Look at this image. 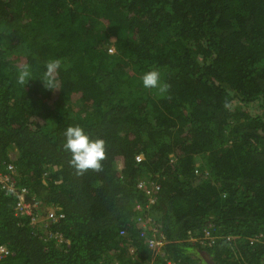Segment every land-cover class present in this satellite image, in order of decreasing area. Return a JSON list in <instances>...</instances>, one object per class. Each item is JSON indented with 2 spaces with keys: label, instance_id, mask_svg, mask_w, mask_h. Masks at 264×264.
I'll return each instance as SVG.
<instances>
[{
  "label": "trees",
  "instance_id": "obj_1",
  "mask_svg": "<svg viewBox=\"0 0 264 264\" xmlns=\"http://www.w3.org/2000/svg\"><path fill=\"white\" fill-rule=\"evenodd\" d=\"M150 70L164 91L143 87ZM76 125L105 141L99 171L70 165L63 132ZM8 166L60 206L48 228L63 240L0 187V264H198L197 248L264 264V0H0ZM149 222L162 253L139 237ZM204 228L212 242L188 240Z\"/></svg>",
  "mask_w": 264,
  "mask_h": 264
},
{
  "label": "clouds",
  "instance_id": "obj_2",
  "mask_svg": "<svg viewBox=\"0 0 264 264\" xmlns=\"http://www.w3.org/2000/svg\"><path fill=\"white\" fill-rule=\"evenodd\" d=\"M109 51H113V48L111 47ZM30 75L31 73L27 67L20 70L17 76L18 83L24 84L25 81L30 78ZM141 81H142L143 87L148 88V89L159 88L160 91H164L165 88L167 87L166 85H161L160 74L157 70H150V71L145 72L141 77ZM63 136H64L63 148L65 151L71 153V159L69 163L77 171L78 174H83L89 169L93 171H99L101 169L102 161L105 158V152H106L105 141L103 139L101 138L92 139L85 132V130L79 125L68 126L64 130ZM139 156L138 158L140 159ZM12 170H13V173L11 174V177L16 182L15 168L12 167ZM16 185L24 186V185H19L17 183ZM28 191L30 195H33L35 198H37L36 195L32 193L29 189ZM4 192H5V189H4ZM12 198L13 200L16 201V199L13 196ZM38 202H39V206L37 207V218H36V221L31 220V223L37 224L41 222L44 223V221H47L48 224H43L44 226L47 225V228H46L47 232L44 238L46 239V238L53 237V238H56L58 241H62L63 239H62L61 233L55 232L51 230L50 228H48L51 226V224L56 223L59 219H62L64 217V213L60 210V206L56 203V205L52 207L51 209L45 210L42 203H40L39 199H38ZM46 204H50V203H46ZM14 206H15V202L13 203V206H12L13 209H14ZM138 206L139 205H137L136 208H138ZM15 214L19 215L16 211H15ZM149 225L150 226L145 227V229L149 230V233H145L144 231L143 236L140 235L139 237L143 239L146 246L149 249H151L154 253L155 251H159L160 253H162L161 247L165 245V242H166L165 235L159 231L157 225H154L152 222H149ZM204 229H203V232H204ZM152 235H154L157 239H159V241L162 242L160 245H157L153 248L149 247L147 243V238L151 237ZM207 239L211 240V242L214 240L212 236L205 235V233L204 235L199 236V237H190L188 240L199 241L200 244L205 246L206 244L205 240ZM204 246H201V247H204ZM197 250L204 254V255L201 254L200 258L204 260L205 264H207V259H206L207 257H209V259L212 261L210 254L207 253V251L204 250V248H197ZM188 252H190V250H188ZM190 253L193 254V252H190ZM205 255H208V256L205 257ZM198 261L200 262V264H202L201 260L197 259V262Z\"/></svg>",
  "mask_w": 264,
  "mask_h": 264
},
{
  "label": "built area",
  "instance_id": "obj_3",
  "mask_svg": "<svg viewBox=\"0 0 264 264\" xmlns=\"http://www.w3.org/2000/svg\"><path fill=\"white\" fill-rule=\"evenodd\" d=\"M7 169L6 172L0 171V187L16 199L14 209L19 215L29 216L32 221H36L37 207L39 206L38 199L29 194L27 187L16 185L15 180L11 177L13 173L12 166H8ZM204 233L208 235V230L204 229ZM141 236L143 235L141 234ZM147 243L149 247L153 248L162 242L152 235L147 238ZM4 248H6L5 245H0V252L5 251Z\"/></svg>",
  "mask_w": 264,
  "mask_h": 264
},
{
  "label": "rangeland",
  "instance_id": "obj_4",
  "mask_svg": "<svg viewBox=\"0 0 264 264\" xmlns=\"http://www.w3.org/2000/svg\"><path fill=\"white\" fill-rule=\"evenodd\" d=\"M238 104H239V102H238L236 99H234L233 102H232V105L235 106V105H238ZM241 106H242V105H241ZM248 109H249V111H251V112H256V111H257L256 109H258V108H257L256 105L253 103V104H251V105L249 106ZM139 157L141 158L142 155H140ZM114 167H115V168H119V164H118L117 162H115V163H114ZM194 254H195V253L192 254V259L195 258L194 260L197 261L196 258H198L199 260H201V263H202V264H205V263H204V260H202V258L197 257V254H195V255H194ZM207 256H208V255H205V257H207ZM206 259L208 260L209 257H207ZM198 262H199V261H198ZM199 264H200V262H199Z\"/></svg>",
  "mask_w": 264,
  "mask_h": 264
},
{
  "label": "bare ground",
  "instance_id": "obj_5",
  "mask_svg": "<svg viewBox=\"0 0 264 264\" xmlns=\"http://www.w3.org/2000/svg\"><path fill=\"white\" fill-rule=\"evenodd\" d=\"M43 207H44L45 210H49V209L52 208L50 205H43ZM43 224H47V221H44ZM208 235L210 236L209 233H208ZM4 249H5V251L0 252V257L6 256L8 254V250L6 248H4Z\"/></svg>",
  "mask_w": 264,
  "mask_h": 264
},
{
  "label": "crops",
  "instance_id": "obj_6",
  "mask_svg": "<svg viewBox=\"0 0 264 264\" xmlns=\"http://www.w3.org/2000/svg\"><path fill=\"white\" fill-rule=\"evenodd\" d=\"M208 263V262H207ZM146 264H154L153 263V258L149 261V262H147ZM168 264H175V262L174 261H171V260H169L168 259ZM185 264V263H184Z\"/></svg>",
  "mask_w": 264,
  "mask_h": 264
},
{
  "label": "water",
  "instance_id": "obj_7",
  "mask_svg": "<svg viewBox=\"0 0 264 264\" xmlns=\"http://www.w3.org/2000/svg\"><path fill=\"white\" fill-rule=\"evenodd\" d=\"M202 255H204L202 252H200ZM207 264H214L210 259L207 260Z\"/></svg>",
  "mask_w": 264,
  "mask_h": 264
}]
</instances>
